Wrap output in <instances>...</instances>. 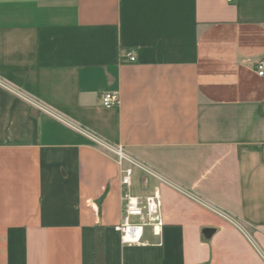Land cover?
<instances>
[{"label":"crops","instance_id":"1","mask_svg":"<svg viewBox=\"0 0 264 264\" xmlns=\"http://www.w3.org/2000/svg\"><path fill=\"white\" fill-rule=\"evenodd\" d=\"M261 59L264 0H0V264H95L96 227L106 264H264ZM97 141L171 182L134 175L161 238L121 242Z\"/></svg>","mask_w":264,"mask_h":264},{"label":"built area","instance_id":"2","mask_svg":"<svg viewBox=\"0 0 264 264\" xmlns=\"http://www.w3.org/2000/svg\"><path fill=\"white\" fill-rule=\"evenodd\" d=\"M224 1L234 3L236 0ZM127 60L130 63H135L137 57L131 53L128 55ZM255 67L258 75L263 77L264 59L259 60ZM102 103L105 108L112 109L120 104V96L118 93H105L102 97ZM97 142L116 157V161L121 168L123 221L116 226V230L120 233L121 242L125 245L144 244V234L147 228H151L154 235L161 238L165 227L161 213V195L157 189L150 195L143 197L135 195L133 192L134 175L136 170H139L146 176L162 183L171 185V182L149 166L127 155L122 147H112L107 143ZM133 218L137 220L133 221Z\"/></svg>","mask_w":264,"mask_h":264},{"label":"trees","instance_id":"3","mask_svg":"<svg viewBox=\"0 0 264 264\" xmlns=\"http://www.w3.org/2000/svg\"><path fill=\"white\" fill-rule=\"evenodd\" d=\"M95 264H106L103 227H96L95 229Z\"/></svg>","mask_w":264,"mask_h":264},{"label":"water","instance_id":"4","mask_svg":"<svg viewBox=\"0 0 264 264\" xmlns=\"http://www.w3.org/2000/svg\"><path fill=\"white\" fill-rule=\"evenodd\" d=\"M206 233H207V234H211V233H213V230L208 229V230L206 231Z\"/></svg>","mask_w":264,"mask_h":264},{"label":"rangeland","instance_id":"5","mask_svg":"<svg viewBox=\"0 0 264 264\" xmlns=\"http://www.w3.org/2000/svg\"><path fill=\"white\" fill-rule=\"evenodd\" d=\"M134 194H135V192H134ZM137 219H135V218H133V221H136Z\"/></svg>","mask_w":264,"mask_h":264}]
</instances>
